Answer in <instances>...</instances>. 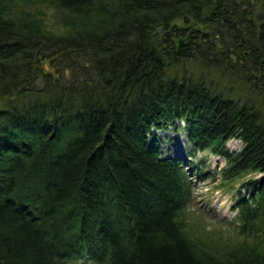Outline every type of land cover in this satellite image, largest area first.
<instances>
[{
    "label": "trees",
    "instance_id": "1",
    "mask_svg": "<svg viewBox=\"0 0 264 264\" xmlns=\"http://www.w3.org/2000/svg\"><path fill=\"white\" fill-rule=\"evenodd\" d=\"M43 1L67 32L0 0V264H264V177L243 178L264 172V0ZM181 121L243 179L220 251L187 230L191 169L162 156Z\"/></svg>",
    "mask_w": 264,
    "mask_h": 264
},
{
    "label": "rangeland",
    "instance_id": "2",
    "mask_svg": "<svg viewBox=\"0 0 264 264\" xmlns=\"http://www.w3.org/2000/svg\"><path fill=\"white\" fill-rule=\"evenodd\" d=\"M33 2L36 4V17L46 30L56 34L67 32L64 24L68 21L67 15H61V12L43 0H33ZM211 18L215 19L214 12L211 13ZM174 24L183 27L184 23L178 19ZM189 27L193 30L197 29L186 25V31ZM176 42L178 50L189 44L185 38L176 39ZM46 64L53 74L58 72L54 64ZM226 84L231 85L233 82L226 80ZM156 134L159 138L162 156L181 158L183 165L191 169L195 195L188 208L187 230L194 232L202 242L209 243L212 248L216 249L215 251H220L230 238L236 237L233 227L237 223L238 211L234 205L241 197L240 190L243 195L246 193V189L241 187L242 177L234 181L223 182L220 173L221 169L226 166L225 158L210 150H194L187 139L183 121L176 122L175 125H170L166 129L156 130ZM226 146L231 152L238 153L243 148V142L238 137H233L226 143ZM198 170H201V174ZM261 177H264V172L259 171L249 172L243 176L245 180ZM79 264L96 263L80 262Z\"/></svg>",
    "mask_w": 264,
    "mask_h": 264
}]
</instances>
